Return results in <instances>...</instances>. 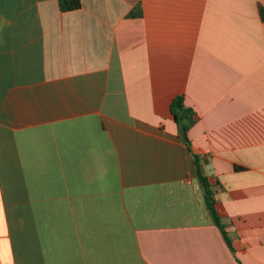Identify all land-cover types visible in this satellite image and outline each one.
Instances as JSON below:
<instances>
[{
  "label": "crops",
  "instance_id": "1",
  "mask_svg": "<svg viewBox=\"0 0 264 264\" xmlns=\"http://www.w3.org/2000/svg\"><path fill=\"white\" fill-rule=\"evenodd\" d=\"M80 3L0 0V264H264V0Z\"/></svg>",
  "mask_w": 264,
  "mask_h": 264
},
{
  "label": "trees",
  "instance_id": "2",
  "mask_svg": "<svg viewBox=\"0 0 264 264\" xmlns=\"http://www.w3.org/2000/svg\"><path fill=\"white\" fill-rule=\"evenodd\" d=\"M80 5H81L80 0H59L60 9L63 11L79 8ZM258 12L260 14V17L264 20V8L261 5H258ZM169 108L171 114L173 115L174 121L177 124L179 137L189 148L190 141L187 135V131L190 128V126L193 125L194 122L196 121L197 118L196 113L191 107L185 105L183 95L175 96L172 99ZM192 158L197 170L198 180L203 190L206 210L212 221L221 230L227 244L231 247L230 239L225 231V225L221 222L222 217L216 207V201L213 196V191L211 189V186L208 182L206 175L201 171L202 165H205L206 161L202 156L195 154L193 152H192Z\"/></svg>",
  "mask_w": 264,
  "mask_h": 264
},
{
  "label": "water",
  "instance_id": "3",
  "mask_svg": "<svg viewBox=\"0 0 264 264\" xmlns=\"http://www.w3.org/2000/svg\"><path fill=\"white\" fill-rule=\"evenodd\" d=\"M201 171L203 172L204 170L202 169Z\"/></svg>",
  "mask_w": 264,
  "mask_h": 264
}]
</instances>
